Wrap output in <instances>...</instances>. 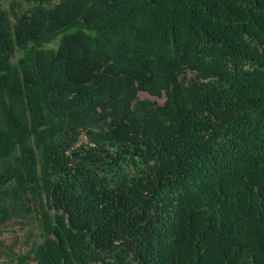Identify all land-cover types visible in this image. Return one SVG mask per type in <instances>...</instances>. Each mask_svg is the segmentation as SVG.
<instances>
[{
  "label": "trees",
  "instance_id": "trees-1",
  "mask_svg": "<svg viewBox=\"0 0 264 264\" xmlns=\"http://www.w3.org/2000/svg\"><path fill=\"white\" fill-rule=\"evenodd\" d=\"M3 1L13 261L264 264V0Z\"/></svg>",
  "mask_w": 264,
  "mask_h": 264
},
{
  "label": "rangeland",
  "instance_id": "rangeland-1",
  "mask_svg": "<svg viewBox=\"0 0 264 264\" xmlns=\"http://www.w3.org/2000/svg\"><path fill=\"white\" fill-rule=\"evenodd\" d=\"M1 5L4 8H8L10 5L9 0H4ZM57 43L58 41H54L46 45V47L55 48ZM139 97L157 101L159 104H162L164 101V98L151 97L145 93H140ZM25 236L26 229L19 222H11L0 229V264H16L13 258L28 249V245L25 244Z\"/></svg>",
  "mask_w": 264,
  "mask_h": 264
}]
</instances>
